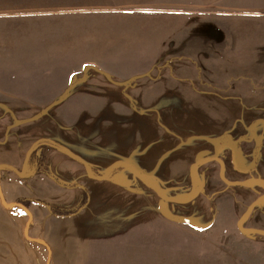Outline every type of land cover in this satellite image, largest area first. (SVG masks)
<instances>
[{"label":"rangeland","instance_id":"374dc122","mask_svg":"<svg viewBox=\"0 0 264 264\" xmlns=\"http://www.w3.org/2000/svg\"><path fill=\"white\" fill-rule=\"evenodd\" d=\"M39 2L83 12L82 31L94 28L91 47L80 54L93 59L102 73L112 71L119 89L144 94L129 99L133 115L118 111L117 123L124 133L133 129L134 149L144 152H133L130 162L142 170L147 185L131 171L135 166L129 170L135 185L148 191L150 205L149 223L134 225L126 237L148 233L149 240L127 252L126 241L78 242L74 263L264 264V213L257 202L264 185L235 178L236 172L252 173V179L262 172L255 170L261 156L254 153L264 142V0ZM187 83L195 85L196 94H156L161 86L186 89ZM246 132L251 137H244ZM212 134L226 138L217 142ZM230 138L240 145L238 152ZM124 163L109 179L119 180L117 174L129 166ZM110 166L100 173L89 167L93 175H103ZM193 187L196 196L186 202ZM48 206L57 214L71 211ZM4 214L0 210V219ZM64 243L54 235L45 244L47 264L61 259Z\"/></svg>","mask_w":264,"mask_h":264},{"label":"crops","instance_id":"0c3cea01","mask_svg":"<svg viewBox=\"0 0 264 264\" xmlns=\"http://www.w3.org/2000/svg\"><path fill=\"white\" fill-rule=\"evenodd\" d=\"M79 17L85 18L83 12L63 9L60 4L0 0V164L13 168L0 171V190L8 203L30 200L28 208L17 205L7 209L0 196V210L5 213L0 219V264H47L45 244L54 235L62 236L67 245L64 243L61 259L52 264H75L78 242H98L100 246L101 242L126 241L123 248L127 252L135 248L134 243L140 246L149 240L148 233L126 237L134 225L143 226L144 220L149 223L150 205L148 191L140 183L135 185L132 173L134 168L142 170L130 162L133 152H144L134 149L133 129L124 133L117 123L118 111L126 112V117L127 112L133 115L129 99L144 94L119 89L112 71L102 73L93 59L80 54L91 47L88 39L94 27L82 31ZM187 84L190 88L161 86L156 94H196L195 85ZM251 135L246 132L244 137ZM220 136L212 134L210 138ZM42 139L60 142L99 173L124 161L129 166L117 176L128 179L97 178L85 164L59 150L39 148L30 154ZM257 149L261 160L255 170L261 168L262 172L253 174L254 180L252 173L236 172V179H246L241 184L261 181L264 185V142L255 147L254 154ZM233 164L229 163L235 173ZM25 165L26 172L35 173L29 178L16 172ZM85 191L88 204L73 216H58L48 206L75 209ZM257 202L264 213V196ZM261 225L264 228V222Z\"/></svg>","mask_w":264,"mask_h":264},{"label":"trees","instance_id":"16d2710c","mask_svg":"<svg viewBox=\"0 0 264 264\" xmlns=\"http://www.w3.org/2000/svg\"><path fill=\"white\" fill-rule=\"evenodd\" d=\"M68 94V93H67ZM67 95H65L64 97H66ZM63 97V99H64ZM223 137V136H222ZM221 138V137H220ZM219 138V139H220ZM231 143H232V147L234 150H237L239 148V144H237L236 142H234L233 140H231ZM41 147H50V148H54V149H58V150H61L65 153H67L69 156L79 160L80 162H82L83 164H85L87 166V168L89 169L90 172H92V170H90V167L88 166V164L83 161L79 156L73 154L70 150H68L66 147L62 146L60 143L54 141V140H51V139H42V140H39L31 149L30 151V154L34 153L35 151H37L39 148ZM257 155H258V149H257V152L255 154V158H257ZM216 160H219L220 163L222 162L220 160V158H216ZM127 166L124 162H117L115 164H113L112 166H110L105 174L103 175H95L97 178H100V179H109L110 177H112L113 174H115L117 171H119V169H121L122 167H125ZM5 168H10V169H13L12 167H9V166H5ZM16 170V169H14ZM35 173H31V176L34 175ZM257 183H261V181H256ZM88 200H89V196H88V191H85V194H84V197H83V200L81 201V203L79 204V206L73 210H71L70 212H67V213H60L58 214V216H62V217H66V216H73L75 214H77L79 211H81L85 206L86 204L88 203ZM18 204H22V207L23 208H27L28 207V201H18V203H16V205ZM43 205H46V203H43ZM206 227V226H205ZM205 227H201L200 228H205Z\"/></svg>","mask_w":264,"mask_h":264},{"label":"water","instance_id":"95a60500","mask_svg":"<svg viewBox=\"0 0 264 264\" xmlns=\"http://www.w3.org/2000/svg\"><path fill=\"white\" fill-rule=\"evenodd\" d=\"M211 159L215 160L216 157H211ZM5 166H6V165H4V164H0V171L3 170V169L5 168ZM196 167H197V164L193 165L192 170H194ZM133 170H134V172H135L137 175H139L140 177H142L143 179H145V177L143 176V174L141 173V171H139V170H137V169H135V168H134ZM16 172H18V175H19L20 177H22V178H29V177H31V173L26 172V165L22 168L21 171L16 170ZM0 196L2 197V199H3V203H4V205H5V207H6L7 209H12L14 206H16V204H11V203H8V202H6V201L4 200L1 190H0ZM195 196H196V188L193 187L192 191L189 193V195L187 196V198L185 199V201H186V202H189V201L193 200V199L195 198ZM18 206H21V207H22V204H18ZM184 219H185L187 222H191V221H192L190 217H186V218H184ZM240 228L242 229L243 232H246V231H247L246 228H243V227H240ZM260 232H261V231H260Z\"/></svg>","mask_w":264,"mask_h":264},{"label":"flooded vegetation","instance_id":"af4514ba","mask_svg":"<svg viewBox=\"0 0 264 264\" xmlns=\"http://www.w3.org/2000/svg\"><path fill=\"white\" fill-rule=\"evenodd\" d=\"M222 136H224V135H221V136H220L221 138H220V137H219V138H220V139L226 138V137H222ZM219 138L216 140L217 142L220 141ZM230 139L233 140L232 138H230ZM233 141H234V140H233ZM234 142H236V141H234ZM236 143H237V142H236ZM231 144H232V143H231ZM237 144H238V143H237ZM232 146H233V145H232Z\"/></svg>","mask_w":264,"mask_h":264}]
</instances>
